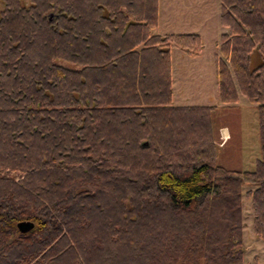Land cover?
Listing matches in <instances>:
<instances>
[{
	"label": "trees",
	"instance_id": "1",
	"mask_svg": "<svg viewBox=\"0 0 264 264\" xmlns=\"http://www.w3.org/2000/svg\"><path fill=\"white\" fill-rule=\"evenodd\" d=\"M221 3L219 95L257 104L254 170L218 163V105L173 104L171 45L204 43L155 34L160 0H0V264H246L244 195L264 239V0Z\"/></svg>",
	"mask_w": 264,
	"mask_h": 264
},
{
	"label": "rangeland",
	"instance_id": "2",
	"mask_svg": "<svg viewBox=\"0 0 264 264\" xmlns=\"http://www.w3.org/2000/svg\"><path fill=\"white\" fill-rule=\"evenodd\" d=\"M221 0H160L161 24L155 33L199 34L204 43L196 71L189 83V95H182L183 80L179 62L184 50L172 45L175 63L174 105H218L214 114L218 163L236 170H254L256 161L261 158L259 118L257 104L239 92L238 106L222 108L217 76L215 55L220 52L222 33L227 32L221 22ZM169 15H173L170 18ZM170 21V22H169ZM192 66V65H191ZM189 66H187L188 68ZM181 68V69H180ZM183 70V69H182ZM202 75V76H201ZM251 186H246V193ZM244 252L246 264H264V239L254 230V211L251 198L244 195Z\"/></svg>",
	"mask_w": 264,
	"mask_h": 264
},
{
	"label": "crops",
	"instance_id": "3",
	"mask_svg": "<svg viewBox=\"0 0 264 264\" xmlns=\"http://www.w3.org/2000/svg\"><path fill=\"white\" fill-rule=\"evenodd\" d=\"M170 18H173L174 16L173 15H169ZM161 18H162V13H161V8H160V11H159V23H158V27L160 26L161 24ZM170 22V21H169ZM156 28V29H157ZM155 29V30H156ZM154 30V32H155ZM157 34V33H155ZM168 34H176V33H165L164 35H168ZM179 34H188V33H179ZM190 34V33H189ZM161 35V34H159ZM175 44V43H173ZM172 44V45H173ZM172 45L170 47V50H171V55H172V81H173V101H174V75H175V63H174V58H173V50H172ZM179 46V45H178ZM180 47V46H179ZM184 50V49H183ZM204 51V49L198 54V55H190L188 54L185 50H184V56L182 57V59L180 60L179 62V66L183 69L180 70L181 72V76H182V82L184 83L183 86L181 87V92H182V95H184V97L188 94L189 95V83L192 81L193 79V76L196 75L194 74L196 71L198 72H201V68H198L196 70L193 69V65L194 64H198V61L196 59H199L201 53ZM192 65V66H191ZM187 66H189L187 68ZM215 72H216V65H215ZM202 76V75H201ZM218 84V82H217ZM218 91H219V88H218ZM181 106V105H180ZM184 106V105H183Z\"/></svg>",
	"mask_w": 264,
	"mask_h": 264
},
{
	"label": "water",
	"instance_id": "4",
	"mask_svg": "<svg viewBox=\"0 0 264 264\" xmlns=\"http://www.w3.org/2000/svg\"><path fill=\"white\" fill-rule=\"evenodd\" d=\"M35 227V223L31 220H21L17 223V228L21 233H27Z\"/></svg>",
	"mask_w": 264,
	"mask_h": 264
}]
</instances>
